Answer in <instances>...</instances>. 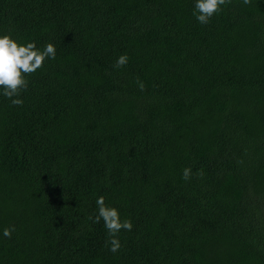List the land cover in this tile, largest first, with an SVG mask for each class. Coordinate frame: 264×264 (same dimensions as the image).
<instances>
[{"label": "trees", "instance_id": "16d2710c", "mask_svg": "<svg viewBox=\"0 0 264 264\" xmlns=\"http://www.w3.org/2000/svg\"><path fill=\"white\" fill-rule=\"evenodd\" d=\"M0 264H264V0H0Z\"/></svg>", "mask_w": 264, "mask_h": 264}]
</instances>
